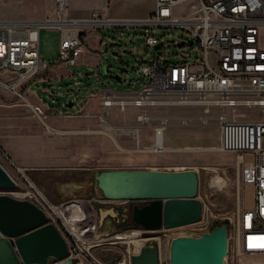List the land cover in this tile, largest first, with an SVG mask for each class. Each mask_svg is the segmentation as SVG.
<instances>
[{"label": "built area", "instance_id": "1", "mask_svg": "<svg viewBox=\"0 0 264 264\" xmlns=\"http://www.w3.org/2000/svg\"><path fill=\"white\" fill-rule=\"evenodd\" d=\"M190 0H154V11L142 18L105 17L99 10L90 12L88 17H74L69 12L70 0H54L55 16L41 19H1L0 18V86L23 99V105L41 120H45L48 111L43 106L27 100L20 85L32 77L47 63L39 56L38 41L41 27H52L59 31V43L54 61L67 66L78 62L81 52L83 29L101 26H141L178 27L188 32L192 39L179 42V46L188 45L190 50L181 53V59L170 61L160 52H150L160 39L146 34L144 43L146 52L134 66L136 78L122 79L131 86L139 81V87L132 99L114 98L104 91L100 104L103 110L97 113L100 122L109 125L106 108L117 104L122 109L125 104L142 108L138 115L140 124H148L159 118L155 124V149H162L161 131L166 124V116L146 114V104L160 102L168 104L200 105L204 115L197 116L200 123L208 124L215 119L219 129V144L216 149L231 151L235 154L239 173V186L236 215L233 222L232 239L236 253H264V0H194L196 6L181 14L174 8ZM107 41L103 40V44ZM162 44H160L161 46ZM197 46L198 52L195 51ZM210 53L215 54V66L208 60ZM168 55V54H167ZM121 80V79H120ZM141 80V81H140ZM81 79L74 77L70 89L71 107L87 104L79 96ZM46 94L48 104L57 98ZM66 102L52 109L56 116L88 115L83 108L78 111L66 109ZM237 105H255L261 108L260 118L233 117ZM211 108L218 112L210 113ZM229 112L232 115H228ZM185 124L187 116H182ZM247 158L249 160L247 161ZM15 172L29 186L20 192L46 214L63 235L68 246L67 257L72 264H131V253L120 258L104 261L95 257L93 248L99 246L98 224L94 213L88 207V199L72 196L60 202L51 201L29 178L25 168L15 164L0 147V165ZM8 172V171H7ZM9 173V172H8ZM15 180L14 176L9 173ZM250 183L253 186V204L243 206L241 186ZM105 200L104 198H102ZM157 230H145L139 227L129 229L130 234L145 238L158 247L159 264L160 245L155 240ZM153 238L154 241H150ZM62 260L50 259L48 264H60Z\"/></svg>", "mask_w": 264, "mask_h": 264}, {"label": "rangeland", "instance_id": "2", "mask_svg": "<svg viewBox=\"0 0 264 264\" xmlns=\"http://www.w3.org/2000/svg\"><path fill=\"white\" fill-rule=\"evenodd\" d=\"M153 1L154 0H70L69 12L72 16L84 15V17H88L91 11L99 10L103 16L110 18H142L140 16H147L149 11L153 8ZM43 6L44 0H0V18L16 19L18 17H43ZM195 6L196 2L190 0L177 7V9L185 12V10H193ZM97 32L107 41L106 44L101 45V52L99 53L102 63V76L106 79H110L107 77L108 74L117 73L121 67H124V70L120 73L122 77H132L136 61L146 52L144 43L146 34L155 35L160 39L156 46L150 48V52H160L163 57L170 61L181 59L180 54L190 50L188 45L185 47L179 46V42L192 39V36L188 32L178 27L145 28L141 26H101L97 28ZM86 38L88 40V45H90L91 39L88 36ZM58 39V29L52 27L40 28L39 56L43 58L46 63H51L53 61L57 52ZM160 44L162 45L160 46ZM194 47L195 51L199 53L197 46L195 45ZM119 56L123 59V62L118 60ZM208 60L212 66L216 65L214 53L208 55ZM121 63L123 65H121ZM69 82L60 89L64 94L67 90L70 91V89L74 87L73 85L70 86ZM37 93L39 94L41 91L38 90ZM64 99L70 100V95L65 96ZM21 102L23 103L22 98L16 96L3 86H0V111L14 108ZM162 109L164 108L162 107ZM183 109L187 110L186 108ZM235 109L236 111L233 117L236 118L262 117L261 108L255 105H237ZM229 110L230 108H228V115L231 117L232 115ZM166 111L177 113L180 110L177 107H169ZM216 112V110H212V113ZM118 113H121V111H118ZM177 121L178 119H170L168 124L165 125L163 130L164 144L175 146H182L185 144L194 146L202 145L207 147L219 143L217 124L215 125L213 119L206 125H198L197 123L188 126H178L176 123ZM192 122L196 123L195 120ZM166 154L168 155L167 157L174 159L202 157V159L198 161V164H195L196 168H181H192L196 171V198H198L201 203V213L200 219L196 222L171 228H161L158 231L155 240H157L160 245L161 264H168L167 246L171 237L178 234L197 235L202 231L209 230V226L212 223L224 219H227L230 223L233 222L236 215L239 186L236 157L231 151H218L215 149L168 150ZM248 160L249 158H247V161ZM2 163L7 171L16 179V185L13 188H0V193L22 198L20 192L26 189L29 184L20 176H17L15 172L7 168L4 162ZM92 174L87 173L85 176L77 172L74 174H69L68 172H44L41 173L38 178H34L27 173L35 185L51 201L60 202L72 196H83L89 200L88 207L94 213V217L97 220V236L100 239L99 246L92 250L95 257L104 261H111L126 255L127 251L131 254L137 252L138 249L136 245L147 239L141 238L140 236L127 235L130 234L129 229L134 228V225L127 223L126 220L130 215L132 206L138 204L140 201L132 199L103 200L100 190L94 184L95 181ZM216 174H219L226 182L221 189L211 185L212 176L216 182L219 181ZM70 181L81 183L82 186L76 189L66 188V194L58 189V185L61 186L63 183ZM240 197L243 206L249 207L253 204L252 184L244 183V185L241 186ZM232 235L233 226H231L228 231L229 251L225 264H236L241 257H246V259H244L243 262L238 261L237 264H264V259L252 258L254 254L236 253L234 251ZM149 240L154 241L153 238H149ZM257 255L264 256V253Z\"/></svg>", "mask_w": 264, "mask_h": 264}, {"label": "crops", "instance_id": "3", "mask_svg": "<svg viewBox=\"0 0 264 264\" xmlns=\"http://www.w3.org/2000/svg\"><path fill=\"white\" fill-rule=\"evenodd\" d=\"M154 8L153 1V8L148 15L154 11ZM173 12L181 14L183 10L174 8ZM42 16L18 18L41 19L46 16L53 17L55 16L54 0H44ZM73 16L84 17V15ZM87 36L91 39L90 45L87 43ZM81 37V52L76 65L67 66L53 59L51 63H47L44 68L39 69L20 85V89L27 100L47 109L49 114L45 120H41L27 110L22 102L14 108L0 111V147L15 164L25 168L26 172L34 178H38L44 172H68L69 174L77 172L86 176L87 173L92 174L96 169L177 170L187 167L196 168L195 164H198L202 157L174 159L167 157L166 152L168 150H207L209 147L218 150L216 147L219 143L207 147L202 145L185 144L175 146L164 144V128L161 131L164 148L155 149L154 127L159 122V118L152 119L148 124H140L138 115L141 113L142 108L130 103L125 104L122 109L117 104L108 106L106 117L109 120V125L105 126L100 122L97 113L103 110L100 104L103 92H110L114 98L132 99L139 87V81L129 86L126 81L122 82V79L126 80L128 78L121 75V80H114L109 77V74L107 77L110 79L104 78L99 56L104 39L95 27L83 29ZM39 41L38 52L40 49ZM118 60L123 62L120 56ZM121 65L123 64L121 63ZM76 76L81 79L79 96L86 99L87 104L81 106L80 100L79 106L76 104L73 108L70 101L64 99L65 96L69 95L68 90L64 94L60 89L72 80L69 82L71 86ZM131 78H136L134 71ZM38 90L41 93L38 94ZM50 90L53 91L51 95L57 98L52 105L48 104L49 99L46 98V94ZM61 102H66V109L70 111H78L84 108L88 115L64 117L52 114V109L58 108ZM169 107H177L180 111L177 113L166 111ZM212 110L218 112L216 108H211L210 113H212ZM118 111H121V113H118ZM144 111L151 116H166L165 125L168 124L170 119H178L176 122L178 126L197 123L203 125L197 116L205 114L200 105L163 102L146 104ZM182 116L188 117L185 124L182 122ZM194 120L196 123L192 122ZM213 120L215 121V119ZM217 130L219 133L218 127ZM59 186L58 189H60ZM252 258L263 260L264 256L254 254ZM244 259L246 257H241L238 261L243 262Z\"/></svg>", "mask_w": 264, "mask_h": 264}, {"label": "water", "instance_id": "4", "mask_svg": "<svg viewBox=\"0 0 264 264\" xmlns=\"http://www.w3.org/2000/svg\"><path fill=\"white\" fill-rule=\"evenodd\" d=\"M123 67L110 78L120 80ZM92 177L104 199L139 200L130 219L139 228L157 230L196 222L201 203L196 198L197 174L192 168L97 169ZM71 184V186H67ZM15 180L0 165V188H13ZM81 183L70 181L60 186L76 189ZM229 239L226 224H218L197 235L178 234L167 246L168 264H225ZM68 246L58 228L47 221L45 212L25 198L0 193V264H48L50 259L72 264ZM131 264H159L158 247L143 243L130 256Z\"/></svg>", "mask_w": 264, "mask_h": 264}, {"label": "bare ground", "instance_id": "5", "mask_svg": "<svg viewBox=\"0 0 264 264\" xmlns=\"http://www.w3.org/2000/svg\"><path fill=\"white\" fill-rule=\"evenodd\" d=\"M210 149V148H209ZM215 176V175H214ZM216 176L218 177L219 181L216 182L214 177H211V185L212 186H216L218 189H221L224 185H225V180L219 176V174H216ZM95 184V183H94ZM67 186H71V184H68ZM71 189V188H70ZM69 189V191H70ZM98 195V194H97ZM133 236V235H132ZM143 244V242H140L137 246V249H139V247ZM135 253V252H134Z\"/></svg>", "mask_w": 264, "mask_h": 264}, {"label": "trees", "instance_id": "6", "mask_svg": "<svg viewBox=\"0 0 264 264\" xmlns=\"http://www.w3.org/2000/svg\"><path fill=\"white\" fill-rule=\"evenodd\" d=\"M218 224H226L227 225V228H228V231L230 230L231 228V225H230V222L227 220V219H224V220H221V221H216L214 223H212L210 226H209V229L215 225H218Z\"/></svg>", "mask_w": 264, "mask_h": 264}, {"label": "flooded vegetation", "instance_id": "7", "mask_svg": "<svg viewBox=\"0 0 264 264\" xmlns=\"http://www.w3.org/2000/svg\"><path fill=\"white\" fill-rule=\"evenodd\" d=\"M137 205H142V203L139 202ZM126 222L129 223V224H130V223L133 224L134 227H137V226L132 222V220L130 219V215H129V217L127 218ZM155 234H158V231L155 232ZM134 236H136V235H134ZM138 244H139V243H138ZM138 244L136 245V248H137Z\"/></svg>", "mask_w": 264, "mask_h": 264}]
</instances>
